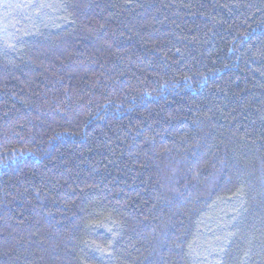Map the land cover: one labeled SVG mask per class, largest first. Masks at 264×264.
Returning a JSON list of instances; mask_svg holds the SVG:
<instances>
[{"label":"trees","instance_id":"16d2710c","mask_svg":"<svg viewBox=\"0 0 264 264\" xmlns=\"http://www.w3.org/2000/svg\"><path fill=\"white\" fill-rule=\"evenodd\" d=\"M0 264H264V0H0Z\"/></svg>","mask_w":264,"mask_h":264}]
</instances>
